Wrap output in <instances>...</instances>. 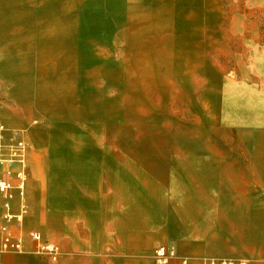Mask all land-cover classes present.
Listing matches in <instances>:
<instances>
[{"label":"crops","instance_id":"crops-1","mask_svg":"<svg viewBox=\"0 0 264 264\" xmlns=\"http://www.w3.org/2000/svg\"><path fill=\"white\" fill-rule=\"evenodd\" d=\"M32 1L0 0V125L30 144L25 251L0 264H156L159 245L264 264V0H97L94 21L89 0Z\"/></svg>","mask_w":264,"mask_h":264},{"label":"built area","instance_id":"built-area-1","mask_svg":"<svg viewBox=\"0 0 264 264\" xmlns=\"http://www.w3.org/2000/svg\"><path fill=\"white\" fill-rule=\"evenodd\" d=\"M30 144L23 137L22 130H7L0 125V196L1 222H0V259L5 253H23L24 236L12 229L13 220L19 226L28 211L25 202L21 203L18 213L11 212V200L15 191L21 198L24 197L25 183L27 180V153ZM29 237L36 242L33 252L45 255L50 261H56L60 256L57 244L45 241L38 232H29ZM156 264H168L174 259H181V264H187V258L177 255L174 245H159L153 252ZM249 260L232 258L203 257L200 264H249Z\"/></svg>","mask_w":264,"mask_h":264},{"label":"rangeland","instance_id":"rangeland-1","mask_svg":"<svg viewBox=\"0 0 264 264\" xmlns=\"http://www.w3.org/2000/svg\"><path fill=\"white\" fill-rule=\"evenodd\" d=\"M27 3V4H26ZM26 5L24 4V6H7L6 9H5V12H8V16H11L13 13L16 14L17 11H23L22 15H20V19H23L24 15L27 14V13H31L33 11V1L32 0H26ZM13 12V13H12ZM263 13V17H262V21L264 23V11H262ZM125 13H120L118 14V19H121L122 16L124 15ZM82 15V19H89L90 21H94V20H103V19H107V17L109 16L108 14H105L104 13V10L102 9V6L98 5L97 3V0H89V11H85L83 10V13L81 14ZM114 15V14H113ZM262 16V15H260ZM27 18H29V15H27ZM15 19V18H13ZM31 19V18H29ZM109 19H112L110 16H109ZM123 19V18H122ZM240 39H238V37H236L235 35L234 36H230V48L235 51V49H238L240 47L239 45V41ZM239 41V42H238ZM264 41V32H263V35L261 37V40L260 42H263ZM155 48H157L158 50L160 49V46H154ZM182 47H185L183 45L181 46H178V45H175V44H171L169 46L170 48V52L172 50H175L177 48H182ZM187 47V46H186ZM118 50L120 49V63H121V66L123 65H128V57H127V45L124 44L123 42L120 44V46H117ZM217 52H216V64H217V67H221L223 68L225 71H230V70H233L235 69V61L233 60L232 58V53H227L226 55H221V52L219 51V45L217 46ZM175 52V51H174ZM203 52V51H201ZM193 60H191L189 63H192ZM186 63H187V60H186ZM123 81V79H122ZM140 95H144L142 93H138ZM141 131H144L145 132V129H142ZM164 131V130H163ZM151 132H153L154 134H159L160 133V129H157V130H152ZM217 139L218 141L220 140V138L222 139V135H225V138H226V141H225V144H224V147L228 148V147H235V144L233 142V144H231V141H230V134H227V133H230L229 131L227 130H224V131H221V132H217ZM223 141V143H224ZM222 142V140H221ZM171 144V141L169 142Z\"/></svg>","mask_w":264,"mask_h":264}]
</instances>
